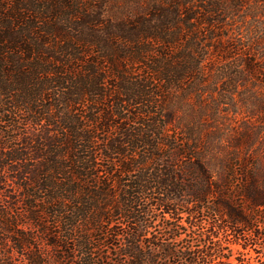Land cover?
Here are the masks:
<instances>
[{"label":"trees","instance_id":"1","mask_svg":"<svg viewBox=\"0 0 264 264\" xmlns=\"http://www.w3.org/2000/svg\"><path fill=\"white\" fill-rule=\"evenodd\" d=\"M223 1L0 0V264H264V162L218 125L264 19Z\"/></svg>","mask_w":264,"mask_h":264},{"label":"rangeland","instance_id":"2","mask_svg":"<svg viewBox=\"0 0 264 264\" xmlns=\"http://www.w3.org/2000/svg\"><path fill=\"white\" fill-rule=\"evenodd\" d=\"M110 14L116 18H122L128 16L132 13H141L147 8L151 3L163 2L165 0H105ZM190 4H195L200 0H186ZM232 1L234 4H238L241 8H232ZM224 0L228 7L227 15L233 16L234 18L242 19L241 17L251 16L250 13L257 12V17L259 20H263L264 17L259 15L256 6L262 7L264 2L258 0L255 4V0ZM231 30L227 32L225 29L222 32L228 34ZM219 56V54H217ZM248 86L245 89L237 88L234 91L232 98L228 97L226 101H220L218 105L219 115L221 116V124L224 137L227 139L235 138L239 135L248 136L251 138L250 149L253 150L252 153H257L260 155L262 161L264 162V75H257L252 78ZM225 87L221 86L218 91L214 93H223ZM218 100V97H217ZM225 102V103H223ZM213 123H208L211 125ZM217 124V123H216ZM245 143V142H244ZM244 148H240L239 154L242 156ZM245 158V156H244ZM246 164V162H244ZM247 166V165H246ZM249 166V165H248ZM248 236V234H247ZM247 236L244 237L247 239ZM251 240V238H249ZM250 242L254 241H249ZM234 250H241L239 246H234ZM254 256L253 253H251Z\"/></svg>","mask_w":264,"mask_h":264}]
</instances>
